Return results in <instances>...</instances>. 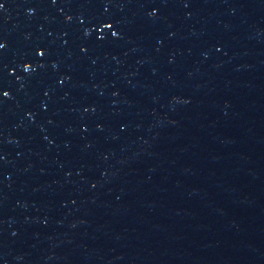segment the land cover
I'll return each instance as SVG.
<instances>
[{
    "label": "water",
    "instance_id": "obj_1",
    "mask_svg": "<svg viewBox=\"0 0 264 264\" xmlns=\"http://www.w3.org/2000/svg\"><path fill=\"white\" fill-rule=\"evenodd\" d=\"M0 264H264V0H0Z\"/></svg>",
    "mask_w": 264,
    "mask_h": 264
}]
</instances>
